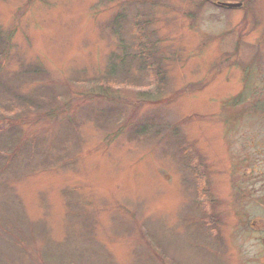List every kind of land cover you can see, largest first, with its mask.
Returning a JSON list of instances; mask_svg holds the SVG:
<instances>
[{
  "label": "rangeland",
  "instance_id": "374dc122",
  "mask_svg": "<svg viewBox=\"0 0 264 264\" xmlns=\"http://www.w3.org/2000/svg\"><path fill=\"white\" fill-rule=\"evenodd\" d=\"M0 34V264H264V0H0Z\"/></svg>",
  "mask_w": 264,
  "mask_h": 264
},
{
  "label": "trees",
  "instance_id": "16d2710c",
  "mask_svg": "<svg viewBox=\"0 0 264 264\" xmlns=\"http://www.w3.org/2000/svg\"><path fill=\"white\" fill-rule=\"evenodd\" d=\"M245 1V3L246 2H248V0H244ZM9 40H10V38H8V37H3L1 34H0V56L1 55H6V53H7V51H8V49H4V47H5V45L7 44V43H9ZM136 42V41H135ZM136 48H138V50H139V52L138 53H134V54H132V57L133 58H136V60L138 59L139 60V62H141V61H143V60H147V59H149V58H151V57H153L154 56V49H153V47H152V42L151 41H149V40H145V41H141L140 42V44H137L136 45ZM125 56H123V57H120V59H122V58H124ZM122 63H126L125 62V60L124 59H122ZM33 68V67H32ZM27 71V70H26ZM32 72H34V74H36V69H33L32 70ZM23 101H24V103L25 102H27L28 101V99H26V98H23ZM20 102H21V100H20ZM23 103V105L25 106V107H27L26 109L27 110H29V109H31V106L32 105H30V104H24ZM33 106H34V104H33ZM7 108H10L11 110H12V112L15 114L16 113V110H17V108L15 109V106L13 105V106H10V107H7ZM15 109V110H14ZM14 110V111H13ZM147 130V126L146 125H144V124H140L138 127H137V130H136V133H139V132H144V131H146ZM178 145H182V144H178ZM195 173H197V172H195ZM195 178L197 179V181L199 180V182H200V180L202 181V183H199L198 184V186H197V191H199L200 193H202L203 195L205 194H208V188H207V184H206V181H205V178H206V176H205V174H196V176H195Z\"/></svg>",
  "mask_w": 264,
  "mask_h": 264
},
{
  "label": "water",
  "instance_id": "95a60500",
  "mask_svg": "<svg viewBox=\"0 0 264 264\" xmlns=\"http://www.w3.org/2000/svg\"><path fill=\"white\" fill-rule=\"evenodd\" d=\"M219 4L226 6L228 8H238L242 6V2H231V1H221Z\"/></svg>",
  "mask_w": 264,
  "mask_h": 264
},
{
  "label": "flooded vegetation",
  "instance_id": "af4514ba",
  "mask_svg": "<svg viewBox=\"0 0 264 264\" xmlns=\"http://www.w3.org/2000/svg\"><path fill=\"white\" fill-rule=\"evenodd\" d=\"M239 1H241L243 3L241 7H243L246 4L244 0H239ZM219 2H221V0H218V3Z\"/></svg>",
  "mask_w": 264,
  "mask_h": 264
}]
</instances>
